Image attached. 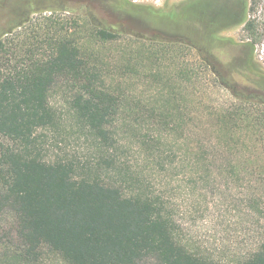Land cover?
<instances>
[{
  "label": "trees",
  "instance_id": "16d2710c",
  "mask_svg": "<svg viewBox=\"0 0 264 264\" xmlns=\"http://www.w3.org/2000/svg\"><path fill=\"white\" fill-rule=\"evenodd\" d=\"M2 1L11 6L30 0ZM133 2L115 0L108 9L135 22L137 28H147L150 17L156 26L173 19L182 23L193 12L204 19L196 20L202 40L205 36L208 42L217 31L242 26L249 54L241 64L226 66L225 76L218 71L220 81L216 80L226 90L228 78L243 88L231 91L236 107L224 114L223 122L227 130L244 124L264 138V71L251 55L264 44V0H186L177 10ZM41 20L43 26L23 49L11 47L6 37L30 20L0 36V264H264V242L230 263L189 243L177 217L179 206L171 196L181 190L221 191L213 163L209 157L163 159L144 168L126 163L129 149L118 137L116 123L130 110L128 96L121 87L115 88V94L105 88L101 69L92 59L95 55H86L79 47L78 29L63 27L52 16ZM178 29V36L189 35L184 26ZM122 36L141 39L138 50L121 52L126 70L133 61L157 58L175 42L106 26L91 33V39L101 44ZM61 87L69 93L78 131L94 140L101 157L98 164L48 155L45 133L58 132L60 125L50 101ZM114 121L115 141L110 130ZM149 142L159 144L157 138L142 136L148 149ZM227 180V185L233 182L254 191V180Z\"/></svg>",
  "mask_w": 264,
  "mask_h": 264
},
{
  "label": "rangeland",
  "instance_id": "374dc122",
  "mask_svg": "<svg viewBox=\"0 0 264 264\" xmlns=\"http://www.w3.org/2000/svg\"><path fill=\"white\" fill-rule=\"evenodd\" d=\"M185 1L134 0L133 3L177 10ZM113 2L115 0H30L29 4L12 2L11 6H6L0 0V36L21 21L30 20V24L15 29L6 37L11 47L20 50L43 26L42 17L52 16L59 19L63 27L78 29L79 47L86 55H95L92 59H96L95 64L101 69L105 88L115 94V88L121 87L130 101V110L116 123L118 137L121 136L129 149L124 161L144 168L163 159L205 161L209 157L216 178L221 181V191L212 188L194 192L181 190L170 196L175 197L179 206L177 217L190 244L213 253L217 260L236 261L240 255L264 242V138L244 124L237 126L235 131L226 129L223 116L234 111L236 102L226 89L220 87L210 70L216 69L226 75V66L235 61L240 64L249 54L242 26L217 31L208 42V37L204 36L206 41L202 40L196 20L204 22V19L193 12L182 23L173 19L156 26L154 18L150 17L147 28H137L135 22L108 9ZM182 25L190 38L177 35L178 27ZM97 26L117 31L127 29L147 39L160 36L175 42L169 43L171 46L164 54L162 52V56L151 55L150 60L133 61L132 68L126 70L121 52L126 48L138 50L141 39L122 36L114 43H96L91 39V33ZM201 42L204 45L199 53ZM148 51L152 53L153 48L150 46ZM251 55L256 67L264 71V44ZM61 88L55 89L50 101L60 117V125L58 132L45 133L48 155L51 159L100 163L94 140L86 132L78 131L69 109V93ZM253 109L249 107L250 111ZM250 111V115L257 116L255 111ZM134 114L141 116L137 118ZM110 130L115 141V121ZM142 136L157 138L159 144L149 142L151 148L148 149L143 146ZM233 167H237L236 170H231ZM231 178L254 180L251 187L254 191H247L233 182L227 185V179Z\"/></svg>",
  "mask_w": 264,
  "mask_h": 264
},
{
  "label": "flooded vegetation",
  "instance_id": "af4514ba",
  "mask_svg": "<svg viewBox=\"0 0 264 264\" xmlns=\"http://www.w3.org/2000/svg\"><path fill=\"white\" fill-rule=\"evenodd\" d=\"M234 63H237L236 61L234 62ZM242 63V62H241ZM240 63V64H241ZM219 66L220 67H222V65L221 64H219ZM218 72V70L216 71L215 69L213 70V72H212V75L214 76V78L216 79V80H218V81H220V75L221 76H225V74H224V72L222 73L221 72V74H219V72ZM227 83H228V85H229V87H227V91H228V89H229V93H233V92H231L232 90H237V91H239V90H242L243 88L242 87H240V86H238L237 84H235L233 81H231L229 78L227 79Z\"/></svg>",
  "mask_w": 264,
  "mask_h": 264
}]
</instances>
